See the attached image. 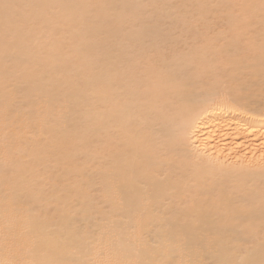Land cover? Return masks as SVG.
Here are the masks:
<instances>
[{
	"label": "bare ground",
	"instance_id": "bare-ground-1",
	"mask_svg": "<svg viewBox=\"0 0 264 264\" xmlns=\"http://www.w3.org/2000/svg\"><path fill=\"white\" fill-rule=\"evenodd\" d=\"M0 264H264V0H0Z\"/></svg>",
	"mask_w": 264,
	"mask_h": 264
}]
</instances>
